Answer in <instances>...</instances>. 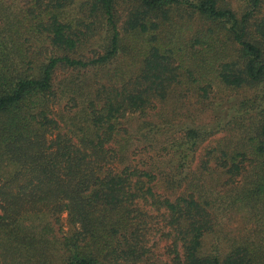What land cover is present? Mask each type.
I'll list each match as a JSON object with an SVG mask.
<instances>
[{"label":"trees","instance_id":"obj_1","mask_svg":"<svg viewBox=\"0 0 264 264\" xmlns=\"http://www.w3.org/2000/svg\"><path fill=\"white\" fill-rule=\"evenodd\" d=\"M71 1L30 0L14 8L0 0V264H144L149 235L160 228L171 239L165 264H264L263 246H237L223 259L201 253L216 211L240 203L261 213L264 205V0H241L238 8L229 0H130L123 31L118 0H86L85 13L111 31L104 51L93 56L80 54L88 32L64 17ZM179 23L196 29L183 39L193 55L223 48L216 54L220 81L255 89V116L248 123L253 114L245 103L242 115L217 122V130L182 126L175 141L166 128L160 144L143 148L160 157L137 159L143 134L124 122L155 110L181 83L179 41L164 35L165 26ZM132 51L142 55L140 68L129 77L124 68L106 77L104 70L80 98L72 72L84 75ZM208 85L200 90L207 93ZM67 92V110L81 108L85 128L54 116ZM230 125L243 133L207 147L194 169L200 144ZM147 127L150 140L165 131ZM172 151L177 158L162 170L155 161ZM45 211L55 224L45 221ZM63 212L72 229L61 237L54 226L62 230ZM155 218L163 224L157 227Z\"/></svg>","mask_w":264,"mask_h":264},{"label":"rangeland","instance_id":"obj_2","mask_svg":"<svg viewBox=\"0 0 264 264\" xmlns=\"http://www.w3.org/2000/svg\"><path fill=\"white\" fill-rule=\"evenodd\" d=\"M2 1L7 5H12L14 8H20L30 2V0ZM85 1L86 0H72L70 4L65 7L64 17L73 21L75 27H82L88 32L89 38L88 40L85 39L83 44H81L80 54L83 52L85 56H93L104 51L103 46L107 45L105 41L106 39H109L111 31L100 24V19L85 13L87 9ZM229 1L237 8L241 2V0ZM130 2V0H118L116 6V18L121 30L131 6ZM183 12V10L180 11L179 15L181 17H178L179 12L176 13L174 19H177V17L182 18ZM185 13L187 14V12ZM2 23L4 24V22L0 20V25H2ZM198 25L197 21L193 24L196 28ZM195 30L196 29L189 28L182 23L172 26V28H169V26L164 27L165 36H172L175 42L179 41L177 43V51L182 59V69L179 78L181 79V83L178 82L172 86L167 98L163 101L157 102V108L155 110L150 111L146 115L135 114L124 122L130 131L136 133L141 132V134H143L138 143L139 152L137 159L146 160L149 159L151 155L160 157V155L156 154L155 148L151 149L150 153H147V150L143 151V148L146 144H151L152 142L155 145L160 144L161 141H163V136L167 133L166 128L169 129V133L166 137H168L169 140H172L171 138H173L175 141L181 140L184 135L183 131L179 130L182 126H185L188 129L201 127L207 128L208 130H210V128L217 130V122L224 124L230 121L232 116L242 115L240 110L245 103H247V109L253 114L248 123L254 119L255 114L253 113V109L256 106L253 104V100L255 99L254 94L257 93V91L255 92V89L253 88L251 90L229 88L220 81L219 73L217 72L218 64L220 63L218 62L216 54L223 48L216 46L215 49H205L206 47H204L197 55H193L191 42H189L188 47L185 48L183 39L187 36L190 38L196 33ZM198 46L199 45H196V48ZM196 48L195 50H197ZM136 58H139L138 61L135 60ZM140 61H142V55L136 57L132 51L131 53H122V55L113 59L110 64L99 66L91 70L89 69L90 71L84 75L76 70L71 74L73 83L76 86L75 90L78 92L80 98H82L84 89H87L86 86L89 85V79L96 77L97 79H100L104 70L105 77L106 75L111 76L116 71H119V69L116 68H124L126 72L125 77H129L132 69L140 68ZM64 77L65 74L61 76V78ZM206 84L210 85L207 93L200 90V87L203 85L205 86ZM68 90L70 92L72 91L70 88ZM70 92H67L61 102L54 106V116H57L58 118L64 116L65 120L62 121V125H68L72 121H76L78 124H83L85 128L86 125L84 117H82L81 108H76L70 111L67 110L69 102L72 101V94ZM147 125H159L164 128L165 131H161L157 135L156 140H150L151 137L149 135L151 134H149ZM229 127L225 130L211 134L200 144L195 153V160L192 162L194 169H196L197 164L201 160L207 147L214 146L216 142L220 141L223 137L230 136L235 138L238 137L241 132L243 133V129L239 126L230 125ZM235 127H238V129L235 130ZM192 155L193 153H191V158ZM167 157L168 158L161 157L155 161L162 170L170 168V161H175L177 158L173 154V151ZM189 171L190 167H184L182 170V177H185ZM192 172L194 173L195 171ZM239 179L241 182H244L243 177H240ZM185 185L186 183H183V186ZM159 188L165 190L166 186L165 184H162ZM181 191V189H178V192ZM257 209L261 210V213L255 212L250 209L249 206H244L238 203L226 212L216 211L218 218L214 216V228L206 233L203 238L201 253L204 256L219 255L223 259L235 247L241 245L250 247L251 249L257 246H263V248L260 249L259 254H262V252L264 253V205H259ZM45 214V221H55V218L50 211H45ZM60 218L62 230H57L55 225L54 235L62 237L63 234L68 233L72 229V225L69 222L67 212L61 213ZM154 222L155 224L161 222L159 223L160 225H156L157 227L163 224L162 218H155ZM164 232L166 231L163 228L151 231L149 235V247L151 248L150 259L144 264H165L166 261L172 258V255H170L171 239Z\"/></svg>","mask_w":264,"mask_h":264}]
</instances>
